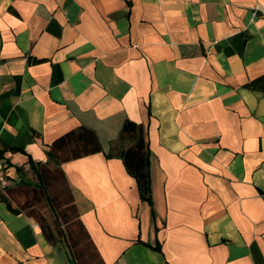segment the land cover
Wrapping results in <instances>:
<instances>
[{"label": "crops", "instance_id": "0c3cea01", "mask_svg": "<svg viewBox=\"0 0 264 264\" xmlns=\"http://www.w3.org/2000/svg\"><path fill=\"white\" fill-rule=\"evenodd\" d=\"M258 4L0 0V264H78L33 213L53 211L42 167L64 173L98 264H264ZM128 121L145 130L150 198L124 163ZM81 130L97 143L77 151L101 149L59 163L52 146Z\"/></svg>", "mask_w": 264, "mask_h": 264}, {"label": "trees", "instance_id": "16d2710c", "mask_svg": "<svg viewBox=\"0 0 264 264\" xmlns=\"http://www.w3.org/2000/svg\"><path fill=\"white\" fill-rule=\"evenodd\" d=\"M81 133L82 130L79 133H70L54 143L51 151L54 158L62 157L61 154H64V152L68 153V155H66L67 157L57 159L59 163L68 161L70 159H76L101 149L90 148L89 150L87 149L77 151V149L81 145H86L88 143L91 144L92 141L93 143H97L96 137H83ZM124 137H129L132 141V143L129 144L123 152L125 166L128 172L137 179L141 196L143 198H150V175L148 169L147 143L145 139L144 127L142 125H138L134 122L128 121L124 124L119 139H123ZM58 151H61V154H58ZM41 170V178L43 184L45 183L44 192H42L45 194L46 197H48L47 199L50 201L54 209L57 210V206L55 205L56 200L55 196H52L50 189L54 188V184H57V181L59 179L63 180V182L67 185L69 189L68 202L66 203V205H63V208H61V210L58 211L54 226L57 234L59 236L62 235L69 242L78 264H84L82 259V249L89 247L91 248V250L94 251V246L90 240L88 233L85 231L84 226L77 219L78 215L76 206L72 203L73 196L65 180L64 173L62 172L60 167H57L56 169H48L47 167H42ZM43 193L37 192L36 196L39 198V200L43 199ZM68 209L71 210V213L75 214L74 220L70 219V217L67 215ZM39 212V210H33V213H35L36 216H40L39 219L42 223L45 234L47 238L52 241L53 232L51 231L46 219H44L42 214H39ZM85 243H87L88 245L85 246Z\"/></svg>", "mask_w": 264, "mask_h": 264}, {"label": "rangeland", "instance_id": "374dc122", "mask_svg": "<svg viewBox=\"0 0 264 264\" xmlns=\"http://www.w3.org/2000/svg\"><path fill=\"white\" fill-rule=\"evenodd\" d=\"M57 182H58L57 184H54V188L50 189L52 196H55V200H56L55 205L57 206V210L54 209V207L52 206L53 208V211H52V209L49 208L47 201L44 200V202L47 204V208L44 207V210H43L44 213L39 212V214H45L47 218H50L51 222L54 225H55L56 215L58 214V211L61 210V208H63V205H66V203L68 202V196H69V189L67 185L63 182V180L59 179ZM67 215L70 217V219L74 220L75 214L71 213L70 209H68ZM87 245L88 244L85 243V246ZM96 257L97 256L95 255V252L91 250V248L86 247L82 249V259H83L84 264H98V260Z\"/></svg>", "mask_w": 264, "mask_h": 264}, {"label": "built area", "instance_id": "2783aa9c", "mask_svg": "<svg viewBox=\"0 0 264 264\" xmlns=\"http://www.w3.org/2000/svg\"><path fill=\"white\" fill-rule=\"evenodd\" d=\"M255 9L264 15V5L258 4ZM11 186V179L7 171V163L3 157H0V192H8Z\"/></svg>", "mask_w": 264, "mask_h": 264}]
</instances>
